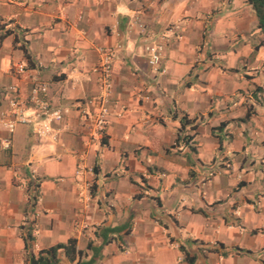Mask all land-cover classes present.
<instances>
[{
  "label": "crops",
  "instance_id": "obj_1",
  "mask_svg": "<svg viewBox=\"0 0 264 264\" xmlns=\"http://www.w3.org/2000/svg\"><path fill=\"white\" fill-rule=\"evenodd\" d=\"M217 2L0 0V111L2 89L16 84L27 99L33 75L66 111L44 134L17 125L9 148L0 124V264H29L28 254L71 238L75 258L61 248L56 264H264V193L253 173L232 176L264 133V44L246 0H223L208 30ZM97 47L113 52L107 94ZM156 47L158 70L148 62ZM211 51L226 68L247 60L249 73L194 66ZM100 106L98 137L84 112ZM187 130L189 144L175 145Z\"/></svg>",
  "mask_w": 264,
  "mask_h": 264
},
{
  "label": "built area",
  "instance_id": "obj_2",
  "mask_svg": "<svg viewBox=\"0 0 264 264\" xmlns=\"http://www.w3.org/2000/svg\"><path fill=\"white\" fill-rule=\"evenodd\" d=\"M99 53L98 63L94 67L101 80L103 93L107 94L111 86L112 60L113 52L107 47H97ZM160 47L151 48L149 63L154 70L160 69ZM25 64L17 63L14 71L18 74L24 72ZM158 68V69H157ZM163 70V69H162ZM31 75V74H30ZM21 89L16 84L5 86L2 89V98L5 103L4 109L0 111V124L10 134L1 140L3 148H9L11 144V134L19 124H36L38 134H44L50 131L53 122L63 119L66 111L60 107L51 106L47 100V87L36 75L32 76L31 87L27 99L21 95ZM98 113L89 114L84 112L85 119L93 121V129L96 136L101 137L106 125V110L104 107H98ZM210 172L208 176H211ZM206 176V179H209ZM27 182H24L26 185ZM84 200V198H83ZM87 198L84 201H89ZM83 201V203H84ZM86 205H84L85 207ZM87 224L84 222L83 226Z\"/></svg>",
  "mask_w": 264,
  "mask_h": 264
},
{
  "label": "rangeland",
  "instance_id": "obj_3",
  "mask_svg": "<svg viewBox=\"0 0 264 264\" xmlns=\"http://www.w3.org/2000/svg\"><path fill=\"white\" fill-rule=\"evenodd\" d=\"M215 3V2H214ZM213 3V4H214ZM218 4L216 5V4H214V5H212V7L209 9V11L206 13V17H205V19L207 20V27H208V24H209V22L211 21V19H212V17L213 16H215V15H221V14H223L226 10H225V8L223 7L224 6V4H223V0H219V2H217ZM216 6V7H215ZM230 11V10H229ZM231 11H233V9L231 10ZM250 13V12H249ZM246 14V13H245ZM250 15V14H249ZM228 20H230V17H229V19ZM233 20V19H232ZM249 22H250V26H251V28H252V31H256L257 30V22H256V20L254 21V23H253V21H252V17H251V15L249 16ZM210 25V24H209ZM172 26H174V25H172ZM171 26V27H172ZM229 28H231V26L229 27ZM210 29H212V28H210V27H208V30H210ZM206 30H207V28H205V33H206ZM256 32H258L259 34H261V32L260 31H256ZM203 36H204V34H203ZM261 36V35H260ZM262 38V37H261ZM204 39H206V44H209V40L211 39V37L208 35V33H206V37H204ZM259 40H261V39H259ZM230 44V42H228V39H224L223 41H222V44H221V46H223L224 44ZM237 46H240V45H237ZM200 57H201V55H200ZM200 57H197V61L195 62L196 64L194 65V66H197V65H203V64H206V65H209V66H211V65H215V64H218V66L220 67V68H222V69H224V70H226V69H229V70H233L232 68H237L238 69V71L239 72H241V74H242V76L243 77H246L247 75V73L246 72H248L249 73V69L247 70V68H246V63H248L247 62V60H246V62L244 63H242V64H239L238 66L237 65H234L233 67H229V66H227V68L226 67H223L222 65L224 64L225 65V61H223V59L222 58H224L223 56L222 57H220L219 56V53L218 52H216V51H214V52H209V54L207 55V61H204L203 60V58H200ZM254 57H252L251 58V60L253 59ZM264 58V57H263ZM226 66V65H225ZM237 66V67H236ZM246 68V69H245ZM229 70L228 71H226L227 72V74H230V72H229ZM196 73V70H194L193 71V74H195ZM195 77V76H194ZM193 79H195V78H193ZM245 79V78H244ZM196 88H197V86L196 85H194ZM250 90V91H249ZM255 90H257V88H255L254 89V87H250V88H248V93H247V95H249V94H251V92L252 91H255ZM253 93V92H252ZM245 106L247 107V110L248 111H252V109L250 108V107H248L249 106V103L247 102V103H245ZM253 113V112H252ZM196 128V127H195ZM195 128H192V130H195ZM252 130H253V128H252ZM202 133L203 134H205L206 132H205V130H202ZM207 134V133H206ZM247 135H250V134H252V132L250 131V132H247L246 133ZM183 135H187V137H189V136H191V130H187ZM182 135V136H183ZM257 139H254L253 138V147H256V149L257 148H259L258 150H257V154H255V153H250V154H247L246 155V157H245V160L244 161H242L241 162V160H240V165H242L243 167H242V169H236L234 172H233V175L232 176H234L235 178H236V175L237 174H239V176L240 177H244V179H248V178H251V176H252V173H253V176H255V182L253 183V184H255L256 185V188H257V190H259V191H261L262 193H264V180H263V171H264V168L262 167L264 164V149H260V148H262L263 146H260V144L259 143H261V140L262 139H264V133H257L256 134V136H255ZM240 148V147H239ZM195 149V148H194ZM194 149H191V160H196V153H197V151H194ZM198 149V148H197ZM184 153V152H183ZM185 155H188L187 153L185 154ZM229 156V158H233V156L232 155H228ZM263 159V160H262ZM263 162V163H262ZM215 169V168H214ZM218 169H220L221 171H222V173L223 174H225V173H229V170L230 169H228V171L226 170L225 171V173L223 172L224 170H225V168L224 167H218ZM231 176V177H232ZM91 186H93V184L91 183V185H88L87 186V189L89 188V191H91ZM90 199V198H89Z\"/></svg>",
  "mask_w": 264,
  "mask_h": 264
},
{
  "label": "trees",
  "instance_id": "obj_4",
  "mask_svg": "<svg viewBox=\"0 0 264 264\" xmlns=\"http://www.w3.org/2000/svg\"><path fill=\"white\" fill-rule=\"evenodd\" d=\"M247 5L250 8V13L255 17V20L257 22V28L261 32V42L264 44V0H246ZM250 111H247L245 116L242 118V120H246L250 116ZM189 123L190 120H183L182 123ZM197 126V123L191 122V128H194ZM183 140L184 143L189 144V138L186 135H179V140L175 143V145L180 141ZM174 145V146H175ZM191 142V147H192ZM32 236L30 234V230L26 232L24 235L25 243L28 247V244L32 240ZM64 250V254L67 256L69 260H73L75 258L76 254V247H75V239H69L67 244H57L55 246H52L46 250L39 251V255L35 257L34 254H28L26 259L29 261V264H56L59 261L58 257V250L59 249ZM80 254L81 251H78Z\"/></svg>",
  "mask_w": 264,
  "mask_h": 264
},
{
  "label": "clouds",
  "instance_id": "obj_5",
  "mask_svg": "<svg viewBox=\"0 0 264 264\" xmlns=\"http://www.w3.org/2000/svg\"><path fill=\"white\" fill-rule=\"evenodd\" d=\"M160 52H161V51H160ZM197 57H198V56H197ZM159 64H160V68H162V67H161V57H160V63H159ZM25 66H26V65H25ZM3 102H4V101H3ZM4 105H5V103H4ZM206 176H207V174H206ZM206 176H205V178H206Z\"/></svg>",
  "mask_w": 264,
  "mask_h": 264
}]
</instances>
